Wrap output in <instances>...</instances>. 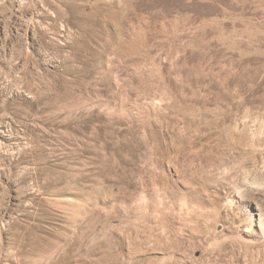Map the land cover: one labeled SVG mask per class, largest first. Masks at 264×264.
<instances>
[{"label": "rangeland", "instance_id": "374dc122", "mask_svg": "<svg viewBox=\"0 0 264 264\" xmlns=\"http://www.w3.org/2000/svg\"><path fill=\"white\" fill-rule=\"evenodd\" d=\"M263 257L264 0H0V264Z\"/></svg>", "mask_w": 264, "mask_h": 264}, {"label": "bare ground", "instance_id": "6f19581e", "mask_svg": "<svg viewBox=\"0 0 264 264\" xmlns=\"http://www.w3.org/2000/svg\"><path fill=\"white\" fill-rule=\"evenodd\" d=\"M211 158V157H210ZM191 159H193V158H191ZM202 160V159H201ZM195 161V160H194ZM207 161V160H206ZM212 161V160H211ZM214 161V160H213ZM212 161V162H213ZM196 162V161H195ZM211 162V163H212ZM208 163V162H207ZM206 163V164H207ZM209 164V163H208ZM208 164L205 166V165H202V163L201 164H199V166H198V169L196 170V171H194L193 173H195V172H197V171H201L202 173H203V175H204V177H207V175H205L206 174V172L207 171H209V167L210 166H208ZM213 164H214V162H213ZM218 164V163H217ZM184 166V165H183ZM193 167V166H192ZM217 167V166H216ZM186 168V167H185ZM193 170V169H192ZM211 172H212V170H210ZM187 172V171H186ZM200 172V173H201ZM193 173H191V174H193ZM208 174V173H207ZM209 177H210V175H209ZM236 188V187H235ZM188 191V190H187ZM190 191V190H189ZM188 191V192H189ZM180 192H182V191H180ZM179 192V193H180ZM178 193V194H179ZM176 195V194H175ZM178 202V201H177ZM177 205V204H176ZM238 206V205H237ZM188 207V206H187ZM235 207V206H234ZM176 209L178 210V212H176L175 214H174V222L175 223H178V222H180V223H182V224H184L186 227H188L189 228V226L190 227H195V228H198V225H197V223H201V225L204 227V228H206L205 226H206V215H207V212H206V210H205V212H202L201 213V215H202V219H201V217H193V214H195L194 213V211H193V213L191 212V215H190V212H189V210L188 209H186L185 210V212H183L184 210L182 209V208H177L176 207ZM176 210V211H177ZM201 210V209H200ZM198 214V213H197ZM250 216V215H249ZM251 218V221H254L252 218H253V215L252 216H250ZM212 218H213V216H212ZM238 218V215H236V214H232L231 216H226L225 217V219H226V221H233L232 223L233 224H235V222H236V219ZM248 218V217H247ZM193 219H197V221L196 222H194L193 224H191L192 223V220ZM211 219V218H210ZM187 220H189L190 221V223L187 221ZM203 221V222H202ZM208 221V220H207ZM210 221V220H209ZM249 222V221H248ZM200 231H201V235L202 236H197L198 238L200 237V238H202L205 242H208L209 240H211L213 237H210V235L209 234H207L203 229H202V227H200ZM238 231V227L236 228V230L235 231H233L232 233H231V235L232 234H234V233H236ZM214 233V232H213ZM213 235V234H212ZM232 237L234 238V235H232ZM200 241V240H199ZM202 242V241H201ZM254 246V245H253ZM263 260H264V257L262 258ZM258 263V262H257ZM256 263V261H253V264H257ZM258 264H264V262H262V263H258Z\"/></svg>", "mask_w": 264, "mask_h": 264}]
</instances>
